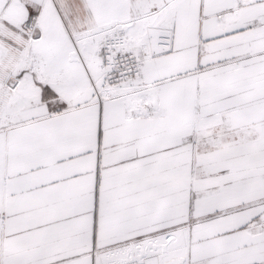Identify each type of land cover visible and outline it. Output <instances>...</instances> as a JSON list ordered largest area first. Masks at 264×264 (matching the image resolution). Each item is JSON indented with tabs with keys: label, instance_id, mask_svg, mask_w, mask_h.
<instances>
[{
	"label": "snow or ice",
	"instance_id": "obj_1",
	"mask_svg": "<svg viewBox=\"0 0 264 264\" xmlns=\"http://www.w3.org/2000/svg\"><path fill=\"white\" fill-rule=\"evenodd\" d=\"M0 264H264V0H0Z\"/></svg>",
	"mask_w": 264,
	"mask_h": 264
}]
</instances>
